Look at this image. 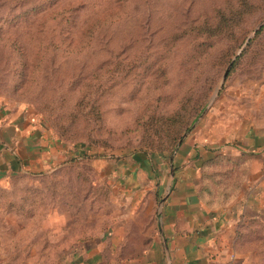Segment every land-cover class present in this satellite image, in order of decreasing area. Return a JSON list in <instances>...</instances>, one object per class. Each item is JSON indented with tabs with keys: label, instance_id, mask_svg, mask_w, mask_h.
<instances>
[{
	"label": "rangeland",
	"instance_id": "1",
	"mask_svg": "<svg viewBox=\"0 0 264 264\" xmlns=\"http://www.w3.org/2000/svg\"><path fill=\"white\" fill-rule=\"evenodd\" d=\"M24 118L67 153L0 184V264H61L97 240L140 256L190 170L206 207L242 211L234 249L264 264V199L247 208L264 188V0H0V130ZM187 143L201 151L180 165ZM138 157L157 183L126 190L109 165Z\"/></svg>",
	"mask_w": 264,
	"mask_h": 264
},
{
	"label": "crops",
	"instance_id": "2",
	"mask_svg": "<svg viewBox=\"0 0 264 264\" xmlns=\"http://www.w3.org/2000/svg\"><path fill=\"white\" fill-rule=\"evenodd\" d=\"M195 145H183L178 164H184L191 151H201V147L197 149ZM260 146L264 147V134L254 136L250 148ZM66 153V147L37 120L24 118L4 126L0 130V184L5 182L8 172L43 171L64 160ZM109 166L126 190L133 189L136 183L144 185V177H148L152 185L157 183L152 167L139 157L128 162H111ZM195 177L196 172L192 170L181 174L170 192L168 183L163 206L152 214L149 242L140 256L125 262L115 261L109 257L108 242L97 240L87 243L61 264H245L234 249L233 237L235 220L242 211L206 207L197 196ZM257 189L259 192L255 190L249 195L247 208L260 213L263 184Z\"/></svg>",
	"mask_w": 264,
	"mask_h": 264
},
{
	"label": "water",
	"instance_id": "3",
	"mask_svg": "<svg viewBox=\"0 0 264 264\" xmlns=\"http://www.w3.org/2000/svg\"><path fill=\"white\" fill-rule=\"evenodd\" d=\"M227 75H228V72L225 74V78L224 79H226Z\"/></svg>",
	"mask_w": 264,
	"mask_h": 264
}]
</instances>
